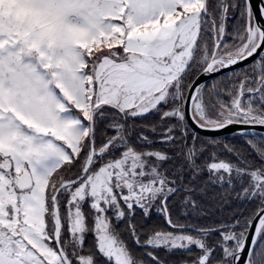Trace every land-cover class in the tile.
<instances>
[{
    "label": "snow or ice",
    "instance_id": "snow-or-ice-1",
    "mask_svg": "<svg viewBox=\"0 0 264 264\" xmlns=\"http://www.w3.org/2000/svg\"><path fill=\"white\" fill-rule=\"evenodd\" d=\"M0 264H264V0H0Z\"/></svg>",
    "mask_w": 264,
    "mask_h": 264
}]
</instances>
